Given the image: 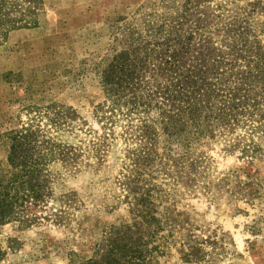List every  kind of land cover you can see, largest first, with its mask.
Segmentation results:
<instances>
[{
	"label": "rangeland",
	"instance_id": "obj_1",
	"mask_svg": "<svg viewBox=\"0 0 264 264\" xmlns=\"http://www.w3.org/2000/svg\"><path fill=\"white\" fill-rule=\"evenodd\" d=\"M134 48L147 60L115 102L102 74ZM256 54L264 0H0V165L25 136L41 194L0 223V264L101 260L116 237L148 264H264V120L199 135L163 95L196 56Z\"/></svg>",
	"mask_w": 264,
	"mask_h": 264
},
{
	"label": "trees",
	"instance_id": "obj_2",
	"mask_svg": "<svg viewBox=\"0 0 264 264\" xmlns=\"http://www.w3.org/2000/svg\"><path fill=\"white\" fill-rule=\"evenodd\" d=\"M139 52L140 48L122 51L102 74L105 90L115 102L136 84L147 60L139 56ZM181 59L176 52L163 56L165 64H170L171 68L180 67ZM251 61L255 62L254 68L249 67ZM207 62L205 57L196 56L185 72L176 71L174 88L163 92L164 100L170 105L167 113L172 114V108L175 110L176 106L178 109L170 118L175 115L186 118L184 121L190 123L199 135L210 130L216 122L236 126L241 118L263 121L264 58L258 54L253 60L246 58V70L236 68L237 60L228 62L229 68L222 71L207 67ZM12 139L7 165H0V223L13 218L17 207L28 196H41L38 183L34 181L37 173L33 160L21 156L22 160L18 161L20 155L16 151L27 143L25 136ZM147 255L140 242L125 241L124 237L119 242L116 237L104 250L101 260L91 258L83 264H148Z\"/></svg>",
	"mask_w": 264,
	"mask_h": 264
}]
</instances>
